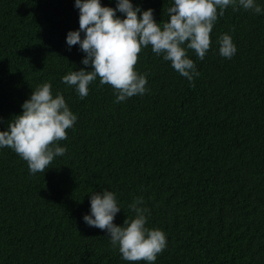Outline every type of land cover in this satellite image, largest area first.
<instances>
[{
	"label": "trees",
	"instance_id": "1",
	"mask_svg": "<svg viewBox=\"0 0 264 264\" xmlns=\"http://www.w3.org/2000/svg\"><path fill=\"white\" fill-rule=\"evenodd\" d=\"M74 3L0 0V130L43 83L78 117L58 142L67 151L45 173L30 174L14 150L0 149V264H130L83 220L90 194L103 189L117 195L118 225L144 197L147 226L168 240L155 264H264V14L229 6L205 58L189 50L193 83L143 49L135 67L148 91L116 103L99 78L83 99L62 82L90 70L78 45L66 44L79 28ZM133 3L168 20L171 0ZM224 33L237 45L231 59L219 55Z\"/></svg>",
	"mask_w": 264,
	"mask_h": 264
},
{
	"label": "clouds",
	"instance_id": "2",
	"mask_svg": "<svg viewBox=\"0 0 264 264\" xmlns=\"http://www.w3.org/2000/svg\"><path fill=\"white\" fill-rule=\"evenodd\" d=\"M229 6L264 14L257 0H171L166 10L168 20L161 24L155 19L154 9H142L133 0H116L115 7L101 0H75L79 28L68 31L66 44L69 50L78 45L85 54L81 63L90 70L70 71L62 82L74 88L81 99L98 78L100 85L113 88L116 103L144 95L148 91L147 74L138 72L135 66L138 54L150 46L155 55L162 56L193 83L199 72L189 50L200 60L205 58L212 46L214 25ZM217 42L220 56L231 59L236 55L237 45L230 34L220 35ZM21 107L22 112L0 130V149L14 150L27 162L30 174L45 173L54 159L67 151L58 142L68 139L67 130L74 127L78 117L62 93L53 94L51 83L33 89ZM121 208L116 193L96 191L90 194V211L83 220L87 226L105 231L123 260L155 264L168 246L167 234L147 226L151 213L143 196L128 205L134 216L118 225L114 220Z\"/></svg>",
	"mask_w": 264,
	"mask_h": 264
}]
</instances>
